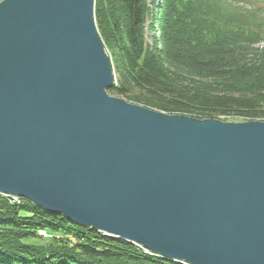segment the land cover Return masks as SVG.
I'll use <instances>...</instances> for the list:
<instances>
[{"label":"water","instance_id":"obj_1","mask_svg":"<svg viewBox=\"0 0 264 264\" xmlns=\"http://www.w3.org/2000/svg\"><path fill=\"white\" fill-rule=\"evenodd\" d=\"M95 1L0 2V194L169 262L264 264V122L109 95Z\"/></svg>","mask_w":264,"mask_h":264},{"label":"trees","instance_id":"obj_2","mask_svg":"<svg viewBox=\"0 0 264 264\" xmlns=\"http://www.w3.org/2000/svg\"><path fill=\"white\" fill-rule=\"evenodd\" d=\"M232 1L96 0L97 28L117 75L109 95L167 115L264 122V53L250 48L264 41V20ZM149 2L158 10L162 50L146 42ZM18 200L0 195V264H170ZM40 231L60 238L43 241Z\"/></svg>","mask_w":264,"mask_h":264},{"label":"rangeland","instance_id":"obj_3","mask_svg":"<svg viewBox=\"0 0 264 264\" xmlns=\"http://www.w3.org/2000/svg\"><path fill=\"white\" fill-rule=\"evenodd\" d=\"M2 0H0L1 2ZM158 1V0H157ZM233 5L235 8L237 9H240V10H243V13L244 15L248 16L249 13H254L259 17H257L258 20H264V0H235L234 2L232 1ZM157 7H160L159 5H156ZM148 7H149V12H152L153 13V16L151 14H149V19H147V23L145 25V29H146V42L149 46L151 47H157L158 50H162L163 49V40H162V33H161V27H160V24H159V17L157 18V23H154L153 22V18H154V14H157L158 10L157 9H154L151 5V3L149 2L148 3ZM251 7H260L261 11L263 14H261L260 10L259 12L257 13L258 10H252L250 9ZM254 11V12H252ZM152 26H154V28L152 29ZM251 50H256V51H260L262 53H264V41L263 42H260L254 46H251L250 47ZM116 78H117V75H116ZM2 195L4 198H7V199H13V201L11 203H15L17 204L18 203V199L17 197H8V196H5L3 194H0ZM39 236L42 238L43 241H49V240H53L54 238H60V235H52V234H47L43 231H40L39 232ZM142 251H144L146 254H150V255H154L152 252H150L149 250H146L144 248H141L139 247ZM156 256V255H155ZM158 257V255H157ZM167 261V260H166ZM169 262V261H167ZM170 264H190V263H187V262H169Z\"/></svg>","mask_w":264,"mask_h":264},{"label":"built area","instance_id":"obj_4","mask_svg":"<svg viewBox=\"0 0 264 264\" xmlns=\"http://www.w3.org/2000/svg\"><path fill=\"white\" fill-rule=\"evenodd\" d=\"M148 255H150V254H148Z\"/></svg>","mask_w":264,"mask_h":264}]
</instances>
